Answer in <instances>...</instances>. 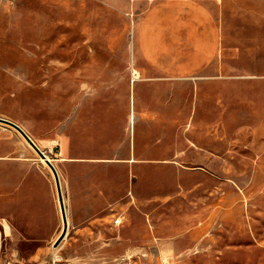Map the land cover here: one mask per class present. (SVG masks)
Returning <instances> with one entry per match:
<instances>
[{"label": "rangeland", "instance_id": "obj_1", "mask_svg": "<svg viewBox=\"0 0 264 264\" xmlns=\"http://www.w3.org/2000/svg\"><path fill=\"white\" fill-rule=\"evenodd\" d=\"M162 1L0 0V117L69 220L0 121V264H264V0H193L183 76L140 50Z\"/></svg>", "mask_w": 264, "mask_h": 264}, {"label": "crops", "instance_id": "obj_2", "mask_svg": "<svg viewBox=\"0 0 264 264\" xmlns=\"http://www.w3.org/2000/svg\"><path fill=\"white\" fill-rule=\"evenodd\" d=\"M184 10L187 11L186 16ZM206 19L204 8L193 0H164L156 4L140 24L138 40L142 55L171 76L187 75L192 68L206 60L216 45L210 36L198 38L195 23ZM184 26L187 29L184 36L191 40L186 48L178 43V32L182 33ZM133 120L132 118L131 121ZM99 186L93 185L87 190L91 206L99 203L97 195H104L99 193V190H103ZM121 221L122 218H119L114 223L118 226ZM119 236H122L121 229Z\"/></svg>", "mask_w": 264, "mask_h": 264}, {"label": "water", "instance_id": "obj_3", "mask_svg": "<svg viewBox=\"0 0 264 264\" xmlns=\"http://www.w3.org/2000/svg\"><path fill=\"white\" fill-rule=\"evenodd\" d=\"M0 121L11 125L16 130H18L23 135V137L28 141V143L36 150V152L39 154L40 158L44 159L45 162L52 169L53 175L55 177V182H56V186H57V193H58V197H59V204H60L61 214H62L63 223H64L63 231L56 241V245H58L64 239V237L67 234V230H68V216H67V212H66V205H65L63 194H62L61 182H60V177H59L58 171H57L56 167L54 166V164L52 163V161L47 157L46 153L36 144V142L31 138V136L19 124L15 123L9 119L2 118V117H0Z\"/></svg>", "mask_w": 264, "mask_h": 264}, {"label": "bare ground", "instance_id": "obj_4", "mask_svg": "<svg viewBox=\"0 0 264 264\" xmlns=\"http://www.w3.org/2000/svg\"><path fill=\"white\" fill-rule=\"evenodd\" d=\"M135 72H136V71H135ZM134 75H136V74L133 73V76H134ZM137 75H138V74H137ZM132 118H133V116H132ZM46 155H47V157L50 159V157L48 156V154H46ZM50 160H51V159H50ZM41 161H42L43 163H46L45 160L42 159V158H41ZM68 224H69V220H68ZM66 237H67V234H66V236L64 237V239H66ZM64 239H63V240H64Z\"/></svg>", "mask_w": 264, "mask_h": 264}]
</instances>
